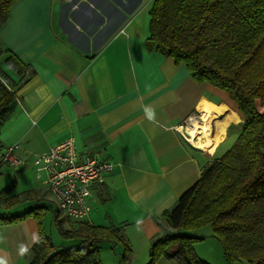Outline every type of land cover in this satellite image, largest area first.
<instances>
[{"label":"crops","instance_id":"1","mask_svg":"<svg viewBox=\"0 0 264 264\" xmlns=\"http://www.w3.org/2000/svg\"><path fill=\"white\" fill-rule=\"evenodd\" d=\"M152 2L16 0L0 23V54L5 58L8 49L25 65L18 74L4 64L15 83L16 105L0 127V154L17 143L16 154L23 158L72 139L79 154L95 153L112 162V170L94 184L90 210L81 221L122 230L132 255L127 263L116 258L117 264H148L151 240L170 230L162 213L231 146L243 123L226 91L196 81L184 62L147 47ZM218 106L236 112L242 122H228L209 157L181 136L180 127ZM145 107L155 110V121L146 119ZM34 168L29 161L8 167L11 185L30 183L23 193L39 189L31 180ZM41 197L40 203L52 199L45 191ZM19 206L1 209L18 214ZM199 236L203 240L193 245L198 257L221 264L218 240L210 232ZM38 237L33 217L0 222V261L28 264L30 254L21 255L20 248L30 249ZM155 264L177 262L160 257Z\"/></svg>","mask_w":264,"mask_h":264},{"label":"trees","instance_id":"2","mask_svg":"<svg viewBox=\"0 0 264 264\" xmlns=\"http://www.w3.org/2000/svg\"><path fill=\"white\" fill-rule=\"evenodd\" d=\"M15 1L0 0V23ZM148 16L147 47L184 62L196 81L226 91L243 118L231 146L162 213L170 230L151 240L148 264L160 257L177 264H208L193 247L204 238L196 231L208 225L228 264L238 259L264 264V0H153ZM5 52L8 68L18 74L25 70L14 54ZM14 86L0 69V127L14 111ZM18 203L17 198L13 206ZM45 210L46 205H35L18 214H0L2 223L36 219L39 237L28 264H102L98 245L104 241L121 242L120 260L129 262L132 248L120 228L79 221L64 229L58 210L54 221L59 234L79 243L56 246L43 226Z\"/></svg>","mask_w":264,"mask_h":264},{"label":"built area","instance_id":"3","mask_svg":"<svg viewBox=\"0 0 264 264\" xmlns=\"http://www.w3.org/2000/svg\"><path fill=\"white\" fill-rule=\"evenodd\" d=\"M180 134L188 141L182 129ZM17 148L18 144H13L0 154V166L7 164L18 167L29 161L39 172L45 173L42 184L57 204L58 212L75 221H81L88 215V198L94 184L101 182L113 168L112 162L95 153L79 154L72 139H66L44 153L23 158L17 156Z\"/></svg>","mask_w":264,"mask_h":264},{"label":"rangeland","instance_id":"4","mask_svg":"<svg viewBox=\"0 0 264 264\" xmlns=\"http://www.w3.org/2000/svg\"><path fill=\"white\" fill-rule=\"evenodd\" d=\"M4 56H5L4 54H0V69H2V70L7 69V67L3 63ZM185 126L186 125H184L183 127H185ZM8 167L15 168L17 166H10L7 164H3L0 166V169L2 168V170L0 171V197L3 195L5 196L8 193L15 194V195L7 197V202H6L5 198H4V200L1 199L2 201L0 200L1 201L0 202V213H3V209H1V205L5 206V208H7V209H14L16 206H18L20 204V206L16 210L18 212H22L24 210H27V209L35 206V205H41V204L46 205L47 210H45L44 213L42 214V222H43L44 229H45L46 233L52 239V242L58 247L76 246L78 244L76 239H74V238H72V239L63 238L59 234V231H58L57 226H56L55 221H54V212L57 211L58 209H57V204L53 201V199H51V198L50 199L49 198L44 199L41 203L39 201H37L38 198H39V200H42L41 196H42L43 191H45L49 194L48 189L42 184V181L46 177L45 173L39 172L37 170V168L35 167L31 180L34 181L35 186H38L39 189H34V190L29 189L30 191L23 193V191H26L24 188H29L30 183L27 185L21 184V183H17V185L16 184L11 185L13 182L11 179L12 169H7ZM18 167H20V166H18ZM5 169L7 170L6 172H9L8 173L9 176H7V174L4 172ZM31 180L29 179V181H31ZM30 188H35V187L32 186ZM38 194H40L41 196ZM37 195L39 197H37ZM48 197H49V195H48ZM17 198L19 200V203L17 205L13 206V202L15 200H17ZM9 204H12V206H10ZM92 211H94V210L92 209ZM58 219H60L62 221L63 227H65V228L71 227L70 225L74 224L76 222L75 220L63 217V215H61L60 213L58 215ZM200 229L201 230L196 231L197 235H205L207 232L212 233V229L209 225L204 226ZM98 246H99V256L103 259L102 261L104 262V264H115V263L117 264L118 260L116 258L121 257V254L124 250L123 244L121 242H116V243L112 244L110 242L104 241V242H101ZM220 257H221V264H228L226 262L224 256H223V252H222V255ZM232 264H247V262L245 260H237V261L233 262Z\"/></svg>","mask_w":264,"mask_h":264},{"label":"bare ground","instance_id":"5","mask_svg":"<svg viewBox=\"0 0 264 264\" xmlns=\"http://www.w3.org/2000/svg\"><path fill=\"white\" fill-rule=\"evenodd\" d=\"M227 115L221 120L219 116L221 114ZM191 117L188 124L185 127H180L187 135L188 141L194 144V146L200 148L209 157H212L214 153L215 146L225 137V127L230 121L235 123H241L242 120L240 116L225 106H218L214 108L206 117L199 120L198 116ZM229 122V123H228ZM214 128L216 134L212 135ZM231 124V123H230ZM214 131V130H213Z\"/></svg>","mask_w":264,"mask_h":264},{"label":"clouds","instance_id":"6","mask_svg":"<svg viewBox=\"0 0 264 264\" xmlns=\"http://www.w3.org/2000/svg\"><path fill=\"white\" fill-rule=\"evenodd\" d=\"M144 113H145V117L147 120L149 121H155L156 118V112L153 108L151 107H145L144 109ZM30 249L24 246H21L20 248V254L21 255H25L27 253H29ZM0 264H4L3 261H0Z\"/></svg>","mask_w":264,"mask_h":264}]
</instances>
